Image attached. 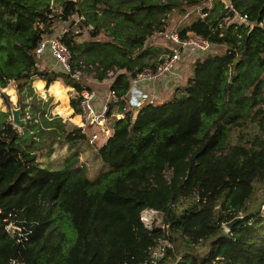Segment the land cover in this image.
<instances>
[{
    "label": "trees",
    "instance_id": "16d2710c",
    "mask_svg": "<svg viewBox=\"0 0 264 264\" xmlns=\"http://www.w3.org/2000/svg\"><path fill=\"white\" fill-rule=\"evenodd\" d=\"M201 1L60 0V9L53 10L51 0H0V88L9 80L24 86L32 118L19 130L0 109V264L13 258L23 264H135L162 238L172 245L158 264H264V214L253 203L258 186L264 194V0H229L247 15L246 23L219 26L226 9L214 0L206 16L197 14L177 28L181 37L193 31L226 49L196 57L191 75L170 98L143 102L134 117L123 108L127 71L133 75L158 59L150 55L158 46L146 45V37L164 31L167 13L184 14ZM72 14H83L79 25L92 24L93 35L63 36L73 67L79 60L98 61L99 80L106 68L117 67L110 86L118 100L109 111L117 104L123 116L97 148L110 169L95 179L77 164L75 152L59 168L42 164L36 152L45 136H86L80 126L68 130L61 116L47 115V100L31 84L33 76L53 81L49 89L56 97L64 90L55 79L76 92L90 87L52 68L48 54L36 65L38 41ZM101 28L108 37L94 38ZM78 99L72 97L74 113L80 112ZM234 127L239 132L232 139ZM186 198V205H173ZM145 208L161 211L164 226H146ZM237 215L243 217L225 229L223 223ZM178 239L189 249L209 240L208 250L188 249L175 258Z\"/></svg>",
    "mask_w": 264,
    "mask_h": 264
},
{
    "label": "built area",
    "instance_id": "2783aa9c",
    "mask_svg": "<svg viewBox=\"0 0 264 264\" xmlns=\"http://www.w3.org/2000/svg\"><path fill=\"white\" fill-rule=\"evenodd\" d=\"M182 2H186V0H180ZM214 0H202L200 3L194 4L190 6L183 14L184 18H188L191 12L199 7V16L204 17L207 15V9L210 8ZM224 3V2H223ZM51 9L54 10L52 5ZM225 11L224 15L221 17L219 21V26L229 22H247V15L240 14L235 7L229 2L224 3ZM206 8V10L204 9ZM84 18L83 14H72L68 16L66 19H61L62 23L54 22L51 25V31L46 33L37 43L35 47L34 54L36 55V65H38L41 59L48 54L51 58V67L62 70L72 76L79 78L80 69L89 70L90 73L96 74L98 70H101L103 67L100 65L98 61L95 62H85L83 60H79V66L73 67L72 65V55L69 46L63 40V36L65 34H73L74 32L82 31V28H79V21ZM67 23V24H65ZM161 36L167 38L170 41V48H167L165 52L161 54V56L156 60L153 66H145L141 70L135 72V74H131V71H127L130 79V86L127 90V98L126 105L123 107L124 109L130 107V105L135 104L136 101L132 102L133 95L134 99L139 100L140 102L146 99V94H139L138 96L132 92L133 87H137V83L139 82H153L159 78L165 79L166 82L175 84L185 75V70L183 68H179L177 66V61L181 58V49L183 47L189 48L191 56H195L198 54H205L209 51H215L213 47V42L193 31H188L185 37H181L177 28H172L170 30H164L160 33ZM117 71L116 66H112L105 69V76L101 79L102 83L106 84V91L104 97L102 99L97 98V92L94 87H83L77 95L78 106L80 109V116L82 124L88 127H98L101 134L98 131H92L87 140L89 143H94L99 138L103 139V141L111 135L112 130V122L115 118H119L123 116V113L109 111L110 104L114 103L118 100V95L116 91L111 88L110 83ZM175 82V83H174ZM141 95V97H140ZM150 102H153L152 97H148ZM176 207H181L179 202H175L173 204ZM147 211H155L157 210L152 208H145L141 211V213ZM260 212L264 214V201L260 203ZM142 219V217H141ZM144 224L146 222L142 219ZM11 226L14 227L12 222H8L6 224L7 230H12ZM147 226V225H146ZM19 228V227H18ZM20 236L26 237L22 232H20ZM167 242L162 238L157 241V243L150 248V252L147 258L144 260L138 261L135 264H158V260L164 256L165 249L167 246ZM8 264H23V262L19 261L16 258L10 259Z\"/></svg>",
    "mask_w": 264,
    "mask_h": 264
},
{
    "label": "rangeland",
    "instance_id": "374dc122",
    "mask_svg": "<svg viewBox=\"0 0 264 264\" xmlns=\"http://www.w3.org/2000/svg\"><path fill=\"white\" fill-rule=\"evenodd\" d=\"M222 1L224 3L229 2V0H222ZM51 5L55 10H58L61 7V2L60 0H51L50 6ZM127 5H128L127 2H125V5L122 8V10H125ZM201 6L202 5H200L199 7ZM199 7L196 8L193 11V13L190 14L188 18H184L182 12H179L176 9L167 13L166 16L162 18L165 24L164 30L167 31L175 27L179 28L180 26L187 24L191 20V18H193L195 15L198 14ZM98 11L100 12L101 9H98ZM60 22L62 23V20L56 21V24ZM79 28H82V31L80 30L78 32H74L75 37L79 39H82V38L88 39V38L93 37V35L91 36L92 24L91 26L88 24H85L84 26L79 25ZM107 35H108V31L104 28H101L100 30H98V34L94 38H107L108 37ZM159 36L160 35L156 33H153L150 36H147L145 39V44L146 45L152 44V45L158 46L159 48H162L164 46L163 38ZM215 44L217 47L216 51L218 52H223L226 49V44L224 43L217 44L213 42V45ZM213 52L214 51H209L205 54L197 53L195 56L189 59L186 62L188 66V70L185 71L184 80L180 85L178 84V86L180 87L184 85L188 75H191L192 63L196 57H203L204 55L208 53H213ZM153 57H155V59L158 58V56L156 55H153ZM39 65H41V62L38 64V66ZM96 74L90 73L89 70L80 69L79 79L85 84H87L88 82L94 84L95 82L100 81L99 79L96 78L95 76ZM17 83H18L17 80L16 81L9 80L7 86H5V89L4 90L0 89V109L8 111L9 114L7 116V120H9L12 123L11 108L20 107V116L24 118L23 123L29 127L31 125V120H32L31 115H30V110H29L30 109L29 97L28 96L23 97V92H25V87L22 86L21 88H18ZM101 84H103L106 87V84L104 83H101ZM32 85H33V90H35V93L39 97H42L43 100H47V115L57 114L61 116L62 120L65 121L66 127L68 130H71V128H73L74 126H80L86 135L84 138H78L75 141L66 140L63 136H60V137L59 136H49V137L45 136L44 142L42 143L40 142V145L38 146L36 150L37 156L40 162L42 164H47L51 167L59 168V167H62L65 157L69 155L70 153L75 152L78 156L77 164L79 165L83 164V166L85 167V172L89 178L95 179L101 172L105 170H109L110 167L101 160L100 156L97 153V148L98 146L101 145L100 143H102V139L99 138L94 143H89L86 139L87 135H89L92 131H98V133L101 134L99 128L95 126H92V127H88L86 125L84 126L82 122L80 121L79 116H77L79 119L78 121H75L72 119V117L75 115L73 113L74 111L72 107V97L75 96V94H77L76 90L73 87L72 88L66 87L64 89V94L59 97H56L53 93H50L48 91H42V90L39 91L38 88H36L33 83ZM148 97L149 96H147L146 99L142 100L139 103V106L143 102L149 101ZM154 100L155 98H153V102H156ZM59 106H63V107L69 106L72 111L69 115H63L58 111ZM129 108H133V104L130 105ZM12 124L19 130L22 129L21 127L23 124L22 125H18L14 123ZM238 132H239V129L237 127H234L231 132L232 134L231 138L233 139L237 135ZM170 173H171L170 168H166L164 170V174L167 178L170 176ZM263 199H264V194L262 192V188L258 186L253 195V203L257 206V204L259 205L263 201ZM189 201H190V198L182 199L180 200L179 204H181V206H184ZM141 217L142 219L145 220L146 225L148 227L164 226V216H163V213L159 210H157V212L147 211V212L141 213ZM11 228H13V226H11ZM10 231L12 232V230ZM164 240L167 242L168 246L172 245V242H170L168 239L164 238ZM175 245H177V247L174 248V252H176L175 258H179V255L181 254L182 251L189 249L187 248V246H185L183 241H180L179 239L177 240ZM208 246H209V240L201 241L200 243L192 245V248L189 250L203 254L207 252ZM175 260L171 261V264H174Z\"/></svg>",
    "mask_w": 264,
    "mask_h": 264
},
{
    "label": "crops",
    "instance_id": "0c3cea01",
    "mask_svg": "<svg viewBox=\"0 0 264 264\" xmlns=\"http://www.w3.org/2000/svg\"><path fill=\"white\" fill-rule=\"evenodd\" d=\"M195 10V9H194ZM193 10V11H194ZM193 11L191 13H193ZM163 38V44L164 46L162 48H159V47H156L157 50H153L152 52H150V55H156L158 56V58L161 56V54L163 52H165L164 50H168L167 48H170V41L161 36ZM218 44V43H217ZM214 49L216 50L217 47H216V44L213 45ZM149 57V54L146 56V58H144V61L147 60V58ZM193 56H191V53H190V49L189 48H186V47H183L181 49V58L179 59V61H177V66L180 68H183V70L187 71L188 70V66L186 64V62L191 59ZM155 58V57H154ZM42 61V60H41ZM40 61V62H41ZM43 62V61H42ZM185 76V75H184ZM184 76L182 77V80L178 81V82H174L175 84H170L168 82L165 81V79L163 78H159L153 82H139L137 83V88L141 91L142 94H146L147 96L149 97H152V98H155L154 101L156 102H161L163 100H166L168 98H170V96L173 94V91H174V88L178 86V84L180 85L183 80H184ZM189 76V75H188ZM186 79V78H185ZM11 81V80H10ZM55 81L58 83V85L64 90V87H67V88H72V86L68 85V84H65L61 79H55ZM53 82V81H52ZM52 82H50L49 84H46V82L38 77V76H33L32 79H31V84L33 83L34 86L36 88H38L39 91H48L50 93H52V91L49 89L50 85L52 84ZM185 82V81H184ZM97 83V84H95ZM94 84L92 83H87V85L89 86H92L96 89V92H97V98L98 99H102L104 97V94H105V91H106V87L101 84L102 81H98V82H95ZM7 86V85H6ZM33 86V85H32ZM0 89L4 90L5 89V86L4 87H1ZM50 95V94H49ZM137 95V94H135ZM138 96V95H137ZM139 97V96H138ZM141 97V95H140ZM134 105V104H133ZM140 107V106H139ZM131 109V114H132V117L135 116L136 112H137V109L135 110L134 108H130ZM74 111V110H73ZM112 111L113 112H118V109H117V104H114L113 105V108H112ZM74 113V112H73ZM122 113V112H121ZM75 115L79 116L80 117V120H81V116H80V113H74ZM111 133H112V130H111ZM88 137V135H87ZM87 139V138H86ZM106 140V139H105ZM104 140V141H105ZM88 141V140H87ZM103 139H102V143L104 142ZM101 144V143H100Z\"/></svg>",
    "mask_w": 264,
    "mask_h": 264
},
{
    "label": "water",
    "instance_id": "95a60500",
    "mask_svg": "<svg viewBox=\"0 0 264 264\" xmlns=\"http://www.w3.org/2000/svg\"><path fill=\"white\" fill-rule=\"evenodd\" d=\"M229 85H230V82H229ZM131 90H132V92H134V94H137V95L141 94V91H140L136 86L133 87ZM133 97L135 98L134 95H133ZM134 98H133L132 102L136 101V104L133 105V108L136 110V109H138V107H139V103H140V101H139V100H136V99H134ZM11 113H12V123H14V124H18V125H22V124H24V123H23V122H24V118H22V117L20 116V107H12V108H11ZM111 125H113V122H112ZM242 217H243L242 215H237V216L233 217L232 219H230V220H228V221H225V222L223 223V226H224L226 229H229V228L233 225V223L237 222V221H238L239 219H241Z\"/></svg>",
    "mask_w": 264,
    "mask_h": 264
},
{
    "label": "bare ground",
    "instance_id": "6f19581e",
    "mask_svg": "<svg viewBox=\"0 0 264 264\" xmlns=\"http://www.w3.org/2000/svg\"><path fill=\"white\" fill-rule=\"evenodd\" d=\"M147 220V219H146Z\"/></svg>",
    "mask_w": 264,
    "mask_h": 264
}]
</instances>
